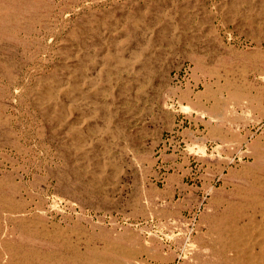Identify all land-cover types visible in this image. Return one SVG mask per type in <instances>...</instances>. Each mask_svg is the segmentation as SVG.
Returning <instances> with one entry per match:
<instances>
[{
	"label": "rangeland",
	"instance_id": "374dc122",
	"mask_svg": "<svg viewBox=\"0 0 264 264\" xmlns=\"http://www.w3.org/2000/svg\"><path fill=\"white\" fill-rule=\"evenodd\" d=\"M261 179L264 0H0V264H264Z\"/></svg>",
	"mask_w": 264,
	"mask_h": 264
},
{
	"label": "crops",
	"instance_id": "0c3cea01",
	"mask_svg": "<svg viewBox=\"0 0 264 264\" xmlns=\"http://www.w3.org/2000/svg\"><path fill=\"white\" fill-rule=\"evenodd\" d=\"M197 106L198 107H202V105L200 103H197ZM204 109L205 110H208V108H204ZM184 118H187V116H184ZM189 119L190 120H193V124H191V127L193 126V132H195L196 129H202V130H204V133L202 135H198L197 136L200 140L205 141V142H208V141L211 142V141H215V140H220V136L223 137V134H224L223 131L221 132L220 135H218V133L215 131V130H217L219 128L220 124H216L215 122H213V123L211 122L209 124L210 127L207 128L205 126V124L203 123V120L201 118H198V120H196V118H194V117L189 118ZM195 122H197L199 126L200 125H203V127H201V128H195L194 127L195 126ZM224 131L227 133V136L228 137H230V135L232 134V133L228 132V130H226V129H224ZM240 134H244V132H240ZM190 135H191L190 133H187V137H190ZM169 163H170L169 166L176 164L171 159H169ZM178 168H179V166H178V164H176V169H178ZM184 169H189V167L186 166V167H184Z\"/></svg>",
	"mask_w": 264,
	"mask_h": 264
},
{
	"label": "bare ground",
	"instance_id": "6f19581e",
	"mask_svg": "<svg viewBox=\"0 0 264 264\" xmlns=\"http://www.w3.org/2000/svg\"><path fill=\"white\" fill-rule=\"evenodd\" d=\"M110 135H111V134H110ZM258 180H259V179H258ZM261 180H262V179H261ZM261 180H260V181H261ZM256 181H257V180H256ZM256 181H255V182H256ZM258 182H259V181H258ZM262 182H264V181L262 180ZM262 182H261L260 184H263ZM258 184H259V183H258ZM253 185H254V184H253ZM263 185H264V184H263ZM255 186H257V185L255 184ZM258 186H259V185H258ZM249 191H250V189H249ZM253 191H254V190H253ZM253 193H254V192H253ZM251 196H252V195H251ZM250 218H251V217H250ZM251 219H252V218H251ZM248 222L250 223L251 220L248 221ZM251 223H252V222H251ZM254 225H256V224H253V226H254ZM233 228H234V227H233ZM236 228H237V227H236ZM236 228H234V230H235ZM23 229H24V228H23ZM239 229H241V228L239 227ZM4 230H5V229H4ZM232 230H233V229H232ZM257 230H258V229H257ZM260 230H261V229H260ZM237 231H238V230H237ZM242 231H243V230H242ZM242 231H240V234H238V235H241V236H242V234H241ZM261 231H262V230H261ZM242 233H243V232H242ZM250 233H252L251 230H250ZM258 233H260V232H258ZM3 234H4V233H3ZM230 234H231V233H230ZM261 234H262V232H261ZM261 234H260V236H261ZM231 235H232V234H231ZM243 235H244V234H243ZM232 236H233V235H232ZM235 236H236V235H235ZM235 236H234V238H235ZM262 236H264V235H262ZM223 237H224V235H223ZM229 237H230V236H229ZM242 237H244V236H242ZM236 238H237V237H236ZM238 238H239V237H238ZM263 238H264V237H263ZM254 239H255V238H254ZM233 240H234V239H233ZM235 240H236V239H235ZM263 240H264V239H263ZM240 241H245V240H240ZM257 241H258V239H257ZM234 242H235V241H234ZM255 242H256V241H255ZM255 242H254V243H255ZM260 242H262V241L260 240ZM263 242H264V241H263ZM263 242H262V243H259V245H260V244L263 245ZM0 243L2 244V245L0 246V255H2V254H6L7 252H6L5 250H2L1 248H4V246L6 245L7 242H6L3 238L0 237ZM227 243H228V242H227ZM241 243H242V242H241ZM245 243H247V242L245 241ZM228 244H229V243H228ZM238 244H239V243H238ZM257 244H258V243H257ZM230 245H232V244H230ZM230 245L228 246V245L225 244V246L223 245V248L220 249L221 251H220L219 253L221 254V258H220L221 260L223 259V261H224L225 259H227V258L230 257V256L228 257V254H229V253L227 254V251H229V250H231V249L233 250L232 246H230ZM236 245H237V244H236ZM241 245H243V244H241ZM241 245L239 244V246H241ZM253 245H254V244H253ZM8 246H9V245H8ZM234 246H235V244H234ZM237 246H238V245H237ZM12 247H13V246H12ZM20 247H21V246H20ZM250 247H251V245H250ZM262 247H263V246H262ZM14 248H15V247H14ZM248 248H249V247H248ZM252 248H253V247H252ZM254 248H255V247H254ZM73 249H74V248H72V250H73ZM242 249H243V247H242ZM242 249L240 250V253H241ZM261 249H262V248H261ZM18 250H19V249H18ZM80 250H81V249H80ZM232 250H231V251H232ZM234 250H236V249H234ZM234 250H233V252H237V251H234ZM238 251H239V250H238ZM71 252H72V251H71ZM78 252H80V251H78ZM83 252H84V251H83ZM11 253H12V252H11ZM72 253H73V252H72ZM80 253H81V252H80ZM219 253H218V254H219ZM245 253H246V252H245ZM245 253H244V254H245ZM261 253H262V251H261ZM19 254H20V253H19ZM73 254H74V253H73ZM82 254H83V253H82ZM251 254H252V253H251ZM62 255H63V254H62ZM70 255H71V254H70ZM98 255H99V254H98ZM236 255H237V254H236ZM236 255H234V256H236ZM6 256H7V255H6ZM17 256H18V255H17ZM19 256H20V255H19ZM65 256H67V255H65ZM94 256H95V255H94ZM251 256H252V255H251ZM253 256H254V255H253ZM253 256H252V257H253ZM72 257H73V256H72ZM75 257H78V256L75 255ZM80 257H81V256H80ZM239 257H240V255H239ZM239 257H238V258H239ZM244 257H245V256H244ZM244 257L241 256V258H244ZM5 258H6V257H5ZM70 258H71V257H70ZM78 258H79V257H78ZM85 258H87V257H85ZM90 258H92V256H91ZM230 258H231V257H230ZM247 258H248V257H247ZM255 258H256V257H255ZM14 259H15V258H14ZM73 259H74V257H73ZM87 259H88V258H87ZM96 259H97V258H96ZM234 259L236 260V258H234ZM245 259H246V258H245ZM251 259H252V258H250V260H251ZM253 259H254V258H253ZM260 259H261V258H260ZM62 260H63V259H62ZM78 260H79V259H78ZM221 260H220V261H221ZM228 260H231V259H228ZM238 260H239V259H238ZM247 260H248V259H247ZM247 260H245V261H247ZM261 260H262V259H261ZM71 261H72V260H71ZM74 261H75V260H74ZM89 261H90V260H89ZM91 261H92V260H91ZM97 261H98V260H97ZM101 261H102V260H101ZM239 261H241V260H239ZM251 261H252V260H251ZM251 261H250V262H251ZM254 261H256V259H255ZM254 261H253L252 264H254ZM257 261H260V260H258V257H257ZM257 261H256V262H257ZM15 262H16V261H15ZM83 262H84V261H83ZM105 262H107V260H106ZM233 262H234V261H233ZM236 262H237V261H236ZM91 263H92V262H91ZM221 263H222V262H221ZM225 263H226V262H224V264H225ZM243 263H244V262H243ZM8 264H9V263H8ZM72 264H73V263H72ZM86 264H87V263H86ZM240 264H241V263H240ZM245 264H246V263H245ZM256 264H258V262H257Z\"/></svg>",
	"mask_w": 264,
	"mask_h": 264
}]
</instances>
